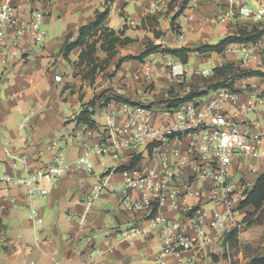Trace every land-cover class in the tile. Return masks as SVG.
Masks as SVG:
<instances>
[{
	"label": "crops",
	"instance_id": "crops-1",
	"mask_svg": "<svg viewBox=\"0 0 264 264\" xmlns=\"http://www.w3.org/2000/svg\"><path fill=\"white\" fill-rule=\"evenodd\" d=\"M129 1L135 5L133 10L128 11L125 3ZM237 1L254 6V0ZM105 2L21 0L23 8L38 10L42 14L46 35L41 46H35L28 35H23L16 46L0 53V174H24L28 169L44 167L58 155L67 162L77 161L86 147L105 139V122L109 116L124 123L126 112L138 106L148 109L157 122L166 119L169 109L159 102L168 98L167 92L171 87L181 96L186 94V90L178 87L181 73L188 77L192 72H210L224 62H237L236 54L226 52L192 51L185 64L168 54L152 53L142 61L129 59L122 62L119 69L108 77L106 74L114 70V63L111 64L91 85L79 74H74L81 48L71 49L67 56L63 55L62 49L67 37L70 36L69 41H74L79 27L91 22L95 12L104 9ZM226 2L189 0L183 12L173 21L174 10L160 0H114L110 4L108 26L114 29L125 27V34L135 39L119 49L114 61L142 51L143 36L152 34L141 28L145 17L155 19L164 32L155 40L157 44L192 50L233 35L238 25L251 28L264 24V21L253 23L240 19L238 24L216 23L214 18ZM128 19L134 21L135 27ZM172 25L177 27L178 34ZM257 44L264 46V39ZM99 55L103 56L101 52ZM144 67H149L154 73L155 86L151 91L145 89L142 79L136 78L137 72ZM262 80V77L254 76L240 80L239 84H257L264 88ZM103 91L105 97L117 94L129 99L130 103L111 100L101 106L104 97L99 95ZM213 94L211 91L184 105L194 104L200 110ZM93 98L90 110L93 111L91 119L94 126L90 127L79 123L77 116ZM222 110L231 112L227 104ZM25 116L29 119L25 128H21ZM263 122L261 117L260 125L255 127L242 119L238 127L253 135L260 130ZM7 140L11 141L10 149L15 154L26 157L25 168L11 169L4 153ZM190 140L191 136L174 138L160 147L167 162L177 168L172 187L178 188L180 196L176 199L177 209L171 208L170 201L165 199L158 205L157 213L166 219L182 221L199 207L206 209L205 228L213 236V242L208 247L169 255L162 264H226L225 238L233 226L222 233L214 232L209 226L215 207L210 195L214 179L196 174V161L188 151ZM136 155H141V159L135 164V169L147 164L156 170L162 169L160 157L138 149L124 151L120 159L93 153L88 169L73 168L43 196H30L22 186L6 189V185L0 182V264H157L160 248L158 226L152 225L144 213L132 211L121 202L127 192L133 198L140 195L139 188L127 191L122 170L119 169L128 167ZM209 160H216L213 153ZM263 171L262 159L236 155L227 167V177L236 186L244 181L245 191H249ZM95 194L97 196L92 199ZM88 201L91 203L86 208ZM240 203L234 205L235 221L242 225L237 242L251 229L264 235V225L244 226L242 219L251 207L242 208ZM32 208L37 210L41 222L31 216ZM217 209L222 211L224 207L220 205ZM132 227H137L139 233L130 236L121 234V231ZM235 245H230L231 264H245L250 257L257 255L243 259L240 254H235Z\"/></svg>",
	"mask_w": 264,
	"mask_h": 264
},
{
	"label": "built area",
	"instance_id": "built-area-1",
	"mask_svg": "<svg viewBox=\"0 0 264 264\" xmlns=\"http://www.w3.org/2000/svg\"><path fill=\"white\" fill-rule=\"evenodd\" d=\"M160 1L166 4L169 0ZM237 19L253 23L264 21V0H254V6L246 2L227 0L214 21L232 24ZM128 21L135 27L134 21ZM23 35H28L35 46L44 43L46 33L42 27V14L38 10L23 8L21 0H0V53L10 46H16ZM179 38H182L181 34ZM258 42L231 43L224 52L236 54V64L241 69L264 72V46H259ZM136 78L150 82L154 79V73L149 67H144L137 72ZM213 92L202 109L199 110L194 104L187 106L184 103L176 109L166 111L168 117L158 122L152 118L148 109L141 106L127 111L124 123L109 116L105 122V139L86 147L77 161L67 162L58 155L44 167L28 169L24 174L2 173L0 182L6 185V189L10 186H22L30 196H43L73 168L88 169L89 158L93 153L120 159L124 151L143 149L160 157L162 169L156 170L149 164L136 169L135 166L129 165L123 169L121 173L127 191L139 188L140 195L133 198L127 192L121 202L132 211L144 213L150 218L152 225L158 226L160 248L157 264H162L164 258L169 255H180L184 251L208 247L213 242V236L205 228L204 219L208 212L206 209L199 207L195 213L186 216L182 221L166 219L157 213L158 205L165 199L170 201L171 208L177 209L176 199L180 196L178 188L172 187L177 168L167 162L160 147L167 145L174 138L191 136L188 151L196 161V174L202 177L211 176L214 179L210 195L215 207L212 209L209 226L216 233H222L229 226L237 230L242 228V225L235 221L234 205L244 199L246 183L241 181L236 186L228 180L227 167L232 158L236 155H248L264 161V122L260 130L253 135L241 131L238 127L239 120L242 119H246L255 127L260 125L261 117L264 118V88L257 84H239L238 81L234 89L223 87ZM226 104L231 109L230 113L222 110ZM250 115L253 116L252 119L248 118ZM28 119L29 116L23 118L21 128H25ZM10 145L11 141L7 140L4 153L9 159L11 169L25 168L26 157L15 154ZM211 153L215 155L216 160H209ZM139 156L141 159V155ZM96 196L97 194L93 195L92 199ZM90 203L87 202L86 208H89ZM220 205L224 210L217 209ZM30 214L38 222L42 221L36 209L32 208ZM138 233L137 227L121 231V234L126 236ZM224 255L226 264H231L230 244L227 241L224 245Z\"/></svg>",
	"mask_w": 264,
	"mask_h": 264
},
{
	"label": "trees",
	"instance_id": "trees-1",
	"mask_svg": "<svg viewBox=\"0 0 264 264\" xmlns=\"http://www.w3.org/2000/svg\"><path fill=\"white\" fill-rule=\"evenodd\" d=\"M113 1L114 0H106L104 9L102 11H96L95 17L91 22L83 24L79 27L76 39L74 41H69L68 38L70 36H68L63 44L62 52L64 56H67V53L75 47L81 48L78 61L75 64V70H77V72L74 74H79L82 80L88 81L91 85L94 83L96 77L100 73L104 72L113 63L114 70L106 74L108 77H111L115 71L119 69L122 62L129 59L142 61L146 56L152 53L168 54L185 64L188 62L189 53L192 51H196L198 53H222L231 43L254 44L259 40L264 39V24L253 26L251 28L238 25L237 30L233 35H228L214 44H202L195 50L186 47L170 48L165 47L160 43L155 44L151 41H147L144 42V47L138 55H126L119 57L116 61H114L119 49L134 42L135 39H132L125 34V27L122 29H114L108 26L107 18L110 4ZM188 1L189 0L182 1L178 10L172 17L173 21L183 12ZM167 5H171V0L167 2ZM148 19L149 17H145L142 24ZM154 34L156 38L161 35L159 32ZM99 52H101L103 56H100ZM254 76L264 77V72L260 70H244L234 62H224L213 67L207 74H204L201 71L192 72L188 77L185 74H182L178 87L181 90H186V94L181 96L176 93L174 88L171 87L167 92L168 98L161 100L159 103H163L164 106L170 110L176 109L186 102L205 96L209 92L215 91L219 88L227 87L234 89L235 84L238 81ZM104 92L105 91L99 95L100 97H104V103L101 106L107 104L111 100L122 103H130L129 99L117 94L105 97ZM93 104L94 98L88 102L87 107L80 111L77 116V121L79 123L86 124L90 127L94 126V122L91 119L93 111L90 110V107H92ZM139 160V155L133 157L130 167L135 166ZM125 168L126 167L119 169L123 170ZM240 206L242 208L248 206L251 207V210L246 211L242 219V223L246 228L264 225V171L256 178L252 188L245 192V197L241 201ZM239 231L240 230L232 229L226 234L225 239L231 246L237 243ZM245 264H264V253L250 257Z\"/></svg>",
	"mask_w": 264,
	"mask_h": 264
},
{
	"label": "rangeland",
	"instance_id": "rangeland-1",
	"mask_svg": "<svg viewBox=\"0 0 264 264\" xmlns=\"http://www.w3.org/2000/svg\"><path fill=\"white\" fill-rule=\"evenodd\" d=\"M182 1L183 0H174V1L171 0V5L169 6L170 7L169 9L174 10V14H175V12L178 10V6L182 3ZM125 5L128 6L127 10L129 11L130 9H132V10L134 9L135 4L133 3V1H129L128 3H125ZM155 21H156L155 19L153 20L152 18H149L148 20H146L145 23L142 24V26H141L142 30L149 31L152 33L151 36H147V35L143 36L142 40L144 42L151 41V42L157 44V42L155 40L164 35V32L159 28V23L155 22ZM237 21H238V19L235 22H237ZM173 25H174V23H173ZM173 25H172V27H173ZM225 25H230V24H225ZM173 30L175 31L176 34H178L176 26L173 27ZM156 32L161 33V35L158 38L155 37L154 33H156ZM253 81L257 82L259 80L253 79ZM143 83H144L143 86L145 87L146 90L151 91V89H153V86H155L154 79L150 82L143 81ZM254 227H256V226H254ZM243 237L244 238L239 239V242H237V244L234 247L235 254H240L244 259V258L250 257L251 255H254V254L264 253V235L262 232H260L258 230L254 231L253 229H251V230L247 231Z\"/></svg>",
	"mask_w": 264,
	"mask_h": 264
}]
</instances>
